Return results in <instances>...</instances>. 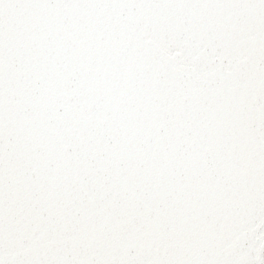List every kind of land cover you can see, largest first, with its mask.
Returning <instances> with one entry per match:
<instances>
[{
  "label": "snow or ice",
  "instance_id": "obj_1",
  "mask_svg": "<svg viewBox=\"0 0 264 264\" xmlns=\"http://www.w3.org/2000/svg\"><path fill=\"white\" fill-rule=\"evenodd\" d=\"M0 264H264V0H0Z\"/></svg>",
  "mask_w": 264,
  "mask_h": 264
}]
</instances>
